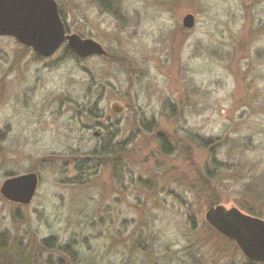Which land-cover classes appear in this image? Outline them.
<instances>
[{
  "label": "rangeland",
  "instance_id": "obj_1",
  "mask_svg": "<svg viewBox=\"0 0 264 264\" xmlns=\"http://www.w3.org/2000/svg\"><path fill=\"white\" fill-rule=\"evenodd\" d=\"M54 1L106 57L38 60L0 36V186L38 177L29 205L0 196L7 256L19 244L28 264H247L203 215L264 221V0Z\"/></svg>",
  "mask_w": 264,
  "mask_h": 264
},
{
  "label": "water",
  "instance_id": "obj_2",
  "mask_svg": "<svg viewBox=\"0 0 264 264\" xmlns=\"http://www.w3.org/2000/svg\"><path fill=\"white\" fill-rule=\"evenodd\" d=\"M193 24L192 15L183 16L184 29H191ZM0 36L11 37L43 57L53 54L64 42L79 58L106 56L94 40L65 34L54 0H0ZM111 109L115 114L122 111L116 104ZM37 183L35 173L6 178L0 186V196L8 202L27 206L33 199ZM203 218L213 231L233 242L246 261L264 264V221L234 207L226 209L220 205L209 207Z\"/></svg>",
  "mask_w": 264,
  "mask_h": 264
},
{
  "label": "trees",
  "instance_id": "obj_3",
  "mask_svg": "<svg viewBox=\"0 0 264 264\" xmlns=\"http://www.w3.org/2000/svg\"><path fill=\"white\" fill-rule=\"evenodd\" d=\"M102 150H104V149H102ZM108 153L110 155L111 154V150H109ZM105 154H107V153L105 152ZM114 159H116V158H114ZM249 214L251 216L253 215L251 212H249L248 215ZM1 238H3V236H1ZM45 242H46V245H48L49 247L53 246V249L62 252L64 255L67 254L68 256H70L73 259V261L75 263H77L76 260H75L77 254H75L71 250L72 247L69 244H67V245H65L63 247H60L59 245L55 244V242H53L52 238H48ZM229 242H231V241H229ZM22 247H23V245H19V244L17 245V249H19V257H18L17 260L16 259L15 260H11V257L7 256V253H6L7 252V249H6L7 247L5 246L3 239H1V242H0V264H22V263L23 264H28L29 262H27L26 251L24 250V248L22 250L21 249ZM79 264H80V262H79ZM247 264H253V263H250V262L247 261Z\"/></svg>",
  "mask_w": 264,
  "mask_h": 264
},
{
  "label": "flooded vegetation",
  "instance_id": "obj_4",
  "mask_svg": "<svg viewBox=\"0 0 264 264\" xmlns=\"http://www.w3.org/2000/svg\"><path fill=\"white\" fill-rule=\"evenodd\" d=\"M65 34H71V33H69V32H67V30L65 29ZM18 46H20L21 48H23V49H25L26 51H28V52H30L31 53V55L34 57V58H36V59H38V60H40V59H49V58H51V57H53V56H55V55H57L58 54V52H59V50L61 49V48H64V51L68 54V55H71V56H73V57H75V58H78L77 56H75V54L70 50V48L68 47V45L66 44V42H64L63 44H61L60 46H59V48L53 53V54H51L50 56H48V57H43V56H41V55H39V54H37L36 52H34V51H32L29 47H26V46H23V45H20V44H18ZM92 57V56H91ZM106 57V56H105ZM121 113V112H120ZM119 113V114H120ZM86 128V130H90V129H94L95 131L93 132V136H95V137H99L100 136V130L102 129V127H100V125H98V124H95L94 126H89V127H85ZM101 138V137H100ZM104 140H106L107 141V138L106 139H104ZM109 143H110V141H108ZM118 161H120V159H118Z\"/></svg>",
  "mask_w": 264,
  "mask_h": 264
}]
</instances>
